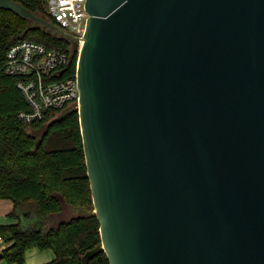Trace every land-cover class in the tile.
Returning a JSON list of instances; mask_svg holds the SVG:
<instances>
[{
	"label": "water",
	"instance_id": "95a60500",
	"mask_svg": "<svg viewBox=\"0 0 264 264\" xmlns=\"http://www.w3.org/2000/svg\"><path fill=\"white\" fill-rule=\"evenodd\" d=\"M84 8L79 104L56 117L78 114L92 206L74 212L99 223L81 264H264V0Z\"/></svg>",
	"mask_w": 264,
	"mask_h": 264
},
{
	"label": "trees",
	"instance_id": "16d2710c",
	"mask_svg": "<svg viewBox=\"0 0 264 264\" xmlns=\"http://www.w3.org/2000/svg\"><path fill=\"white\" fill-rule=\"evenodd\" d=\"M13 1L55 24L46 13L43 0ZM27 26V20L0 10L1 48L30 40L47 49H59L69 58L66 74L73 73L77 42L45 27ZM15 83L16 78L0 74V200L12 203L8 216L17 221L0 225V237L10 244L1 252L2 260L24 264L25 252L37 248L53 252L54 259L46 264H81L82 256L101 240L96 216L74 212L92 206L78 114L71 112L56 120L68 108L66 105L47 111L41 122L25 125L17 114L27 110V105ZM66 212L70 214L68 220H56ZM88 264L109 262L106 254L100 252Z\"/></svg>",
	"mask_w": 264,
	"mask_h": 264
},
{
	"label": "built area",
	"instance_id": "2783aa9c",
	"mask_svg": "<svg viewBox=\"0 0 264 264\" xmlns=\"http://www.w3.org/2000/svg\"><path fill=\"white\" fill-rule=\"evenodd\" d=\"M47 15L77 42L83 44L89 14L86 0H43ZM78 58V56H77ZM68 55L59 49H47L35 41H18L6 49L0 46V74L16 78L15 87L23 96L27 110L17 119L31 125L41 122L47 111L78 106L77 60L73 73L66 74ZM65 69L63 74L59 71ZM54 76H58L56 79ZM0 237V243H3Z\"/></svg>",
	"mask_w": 264,
	"mask_h": 264
},
{
	"label": "rangeland",
	"instance_id": "374dc122",
	"mask_svg": "<svg viewBox=\"0 0 264 264\" xmlns=\"http://www.w3.org/2000/svg\"><path fill=\"white\" fill-rule=\"evenodd\" d=\"M77 46V43H76ZM72 47H74V45H72ZM59 115V114H58ZM2 204H0V217L6 219H10V217L8 216L11 211H12V206H9L11 204H9L8 202H0ZM56 220H68L70 218V214L69 213H65V214H60L56 217ZM45 253H53L51 250H38L37 248H30L25 252V256H24V264H44L45 261ZM1 262L6 263L4 260H2Z\"/></svg>",
	"mask_w": 264,
	"mask_h": 264
},
{
	"label": "crops",
	"instance_id": "0c3cea01",
	"mask_svg": "<svg viewBox=\"0 0 264 264\" xmlns=\"http://www.w3.org/2000/svg\"><path fill=\"white\" fill-rule=\"evenodd\" d=\"M0 202H8L9 204H11V205H9V206H12V203L10 202V201H7V200H0ZM0 204H2V203H0ZM15 223H17V221L15 220V219H12V218H8V219H4V218H2V217H0V225H9V224H15ZM4 241V240H3ZM10 244H7V243H5V242H3V243H0V253L4 250V249H6L7 248V246H9ZM46 255H45V263L44 264H46V263H49V262H51L53 259H54V254L53 253H45ZM2 260H0V264H7V263H3V262H1Z\"/></svg>",
	"mask_w": 264,
	"mask_h": 264
}]
</instances>
